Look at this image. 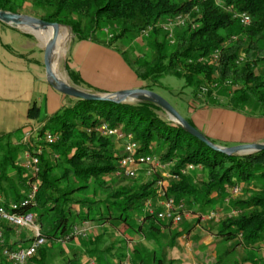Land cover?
<instances>
[{"label":"trees","instance_id":"trees-1","mask_svg":"<svg viewBox=\"0 0 264 264\" xmlns=\"http://www.w3.org/2000/svg\"><path fill=\"white\" fill-rule=\"evenodd\" d=\"M25 4L30 6L34 17L69 28L78 41L90 38L84 28L96 33L102 22L119 27L116 40L127 33L136 35L168 18L182 17L187 21L186 31L175 37V46L170 52L165 38L155 39L151 58L126 59L136 78L146 84L144 88L152 92L154 88L163 89L160 81L174 76L184 81L183 89H191L192 97L200 106L264 117V0H0V11L21 14ZM240 14L249 17L248 25L239 24ZM242 54L244 58L239 62ZM214 56L219 57L218 61ZM213 82L218 86L215 91L225 96L224 103H218L214 89L208 87ZM202 89L205 93H200ZM67 98L71 103L50 116L38 132L39 138L46 133L57 137L51 146L42 143L46 153L39 155L38 173L32 175L21 166L15 167L20 178L29 173L20 179L27 194L33 185L37 188L34 199L17 212L33 213L43 238L67 239L73 227L84 221L99 225L118 222L137 235L144 227L145 234L153 236L160 232L159 227L172 224H162L156 216L144 214L136 226L131 225L129 214L141 212L146 202L155 197L161 178L153 173L152 180L144 183L142 179L117 176L121 172L118 161L122 151H117L116 140L96 131L107 124L130 135L143 155L156 156L155 149L160 147L156 157L166 168L170 182L164 189L165 195L175 204L186 196L189 202L199 201L196 185L185 172L188 167L203 171L198 185L203 187V198H207L204 206L216 205L235 186L247 188L253 182L260 183V192L234 202L233 208L238 213L222 220L217 236L223 242H235L236 246L242 245L251 251L257 244L263 245L264 152L247 156L216 152L175 124L163 121L156 114L160 108L149 102L116 104ZM248 107H253L254 112H247ZM39 112L34 104L28 118L37 120ZM185 120L193 126L189 119ZM6 160L0 167L1 196L6 190L2 176L10 166L14 167V159ZM110 176L112 180H108ZM27 194L4 199L6 203L20 205ZM211 194L216 195L215 201ZM2 227L5 239L15 231ZM30 239L24 236L6 246L15 249L18 245L25 246ZM131 252L136 253L135 247ZM155 253L152 262L162 264L163 260ZM115 264H123L122 259L119 257ZM138 264H145L144 260Z\"/></svg>","mask_w":264,"mask_h":264},{"label":"rangeland","instance_id":"rangeland-1","mask_svg":"<svg viewBox=\"0 0 264 264\" xmlns=\"http://www.w3.org/2000/svg\"><path fill=\"white\" fill-rule=\"evenodd\" d=\"M21 14L34 17L28 4L24 5ZM181 21H183V24ZM148 28L150 30L146 37H142L141 33L136 35L127 33L123 37L117 38L116 40L115 37L117 36L119 27L111 22L100 23L99 30L96 33H89L90 30L88 28H84V32L90 36L88 40L94 42V45L100 41L101 43H109L112 40L111 47L115 45L117 48V51H115L114 54H117L120 57L122 55L124 59L134 61L139 59H149L152 57V41L155 39L157 41H162L165 38L169 45L168 52H170L175 46V37L186 31L187 21H185L182 17L168 18L162 22L149 26ZM18 30L25 34L32 35L35 43H37L41 49L43 48L41 40L43 39L45 42L50 40V38L45 36H36V34L34 35L30 33V31L26 28ZM153 31L156 33L153 34ZM77 41L78 40H76L69 28H59L58 41L52 54L51 64L56 75L62 80H68L67 73L71 72L68 66L69 54L74 52L76 45L75 42ZM218 58L216 61H218ZM243 58L244 55L242 54L239 58V62H241ZM135 83L137 84V80L136 82L132 81V83H129V86L133 88L136 86ZM160 83L164 88H154L155 93L166 100L184 119L190 120V116L188 114H193L194 112L198 114V110L200 108L203 109V107H210L198 105L191 95V89L182 88L184 85V81L182 79H178L174 76H166L160 81ZM145 85V83L141 82L142 87L138 88L145 89ZM228 85L229 83L227 86ZM208 87H211V89L213 88L214 91L218 88L216 82L210 83ZM169 91H171L172 94ZM179 91L182 92L180 95L177 94ZM201 92L205 93V89H202L200 93ZM214 93L217 95L218 103L225 102L226 99L223 93L219 91H215ZM253 109V107H248L247 112L253 113ZM42 110L44 111V108H42ZM156 114L163 121L171 122L166 113L161 109L156 111ZM239 114L248 118H257L255 115ZM47 118L49 117H46L44 112L39 116V119L45 120V122H47ZM192 120L190 121L193 122ZM193 125L200 133L203 135L205 134L203 133L204 127H202L203 129L197 127L199 125H197L195 121ZM42 127L43 126H40L36 130L34 129L28 131L24 135L17 132L13 138L8 141V144L5 142L0 144V167L2 163H7H5L7 158L10 160L14 159V167L10 166L2 176L3 185H5L4 187L6 189L3 193V198L5 197L6 199H10L15 195L27 194V189L22 185L20 180L22 178L25 179V175L20 178L16 173L17 170L15 167L20 168L22 162L25 160V156L35 152L38 148L42 150L41 153H46V151L42 148L43 137L39 138L38 136V132ZM26 134H29L27 138L25 136ZM206 138L213 144L222 147L240 145L234 143L235 141H232V138L230 139L228 135H226V138H223L222 140H214L209 137ZM13 140L17 142H21L22 140V142L14 146L11 143ZM116 144L117 151H122L123 143L116 141ZM160 150V147L155 149V155L157 157L159 156ZM43 158L48 159L45 155H43ZM161 166L164 167L163 165ZM148 170L149 168L145 166L136 167V175L133 179H142L144 183L149 182L152 180V174L155 173L158 174L162 180V189L168 188L170 182H168L166 168L154 169L150 176L145 174ZM185 172L191 176L192 182L196 185V189L199 194L197 196L199 201L189 202V198L186 196L182 198V200L176 202L177 206L182 205V218L179 223L171 224L166 228L159 227L161 228L160 232L154 234L153 236L151 234L149 235L148 232L145 234L146 232L144 231V227L142 228V232L137 235L133 232V229L126 228L118 222L111 221L114 223L113 225L109 223L99 225L89 222V228L85 238L72 236L60 241L47 239L43 248H41L36 255L28 261L29 263H27L104 264L111 262L115 264L120 257L123 264L125 262L128 264H138V261L141 259L144 260L145 264H154L152 262V254L153 252H156V256H160L163 260L162 264H217L218 261V264H243L246 261L249 262L257 258L261 259V262L258 260L261 264H264V245L257 244L255 246L256 251L259 253L258 255H255L245 250L244 246H236L235 242H223L222 239L217 236L222 220L227 216L234 217L237 215L238 212H236L233 208L234 202L237 200L248 199L249 195H254V193L260 192L262 185L260 183L253 182L247 188H244L243 185L235 186L238 189L237 192H233L231 189L229 190V194L222 196L218 200L216 199L217 201L215 203L217 204H214L212 207L218 209L219 211L215 212L212 210L213 208L211 206H204V202L207 198H203V187L198 185L199 180L204 176L203 171L200 168L188 167ZM25 174L29 175L28 172H25ZM116 175H119V177L122 176L119 173ZM109 179L112 180L113 177L110 176L108 177V180ZM225 192L228 193L227 190H225ZM215 196V194H211L210 197L214 198L215 201ZM165 198H167L165 194L162 195V192H157L153 199H149L146 202V205L143 207L141 212H138L137 214H129L131 225L136 226L139 223L138 219L144 217L146 206L149 203L157 209H160ZM162 224L165 223L162 222ZM35 225L40 227L37 220H35ZM31 235L32 232L29 229H16L11 232L6 239L4 238V242L5 244H10L11 242L15 243V241H19L22 237H30ZM134 247L136 249V253L131 252Z\"/></svg>","mask_w":264,"mask_h":264},{"label":"crops","instance_id":"crops-1","mask_svg":"<svg viewBox=\"0 0 264 264\" xmlns=\"http://www.w3.org/2000/svg\"><path fill=\"white\" fill-rule=\"evenodd\" d=\"M93 43L89 40L75 42V50L69 54L71 72L67 73L68 80L63 81L78 89L99 93L142 87L126 59L114 54L117 51L115 45L107 46L108 43L101 41L96 45ZM136 80V86L131 88L129 83ZM70 103L67 96L58 93L47 83L42 49L32 35L0 25V144H8L17 132L24 135L46 123L39 118H28V111L34 104L40 114L44 112L46 117H50ZM198 112L188 114L190 120L193 119L192 124L195 121L199 125L197 127H204L203 133L210 139L222 140L228 135L237 144L264 143V117L248 118L217 107H203ZM21 142L13 140L11 143L16 146ZM24 175V178L28 176ZM245 250L259 254L256 248L253 251L248 248ZM257 260L261 262L257 258L243 264H261L255 263Z\"/></svg>","mask_w":264,"mask_h":264},{"label":"built area","instance_id":"built-area-1","mask_svg":"<svg viewBox=\"0 0 264 264\" xmlns=\"http://www.w3.org/2000/svg\"><path fill=\"white\" fill-rule=\"evenodd\" d=\"M237 20L240 25L246 26L250 23L249 17L246 14H240L237 16ZM183 24V21H181ZM149 28L143 30L142 37H146ZM111 39V37L109 36ZM214 60L217 56H214ZM96 131L103 137L113 138L118 142L123 143L122 157L118 161V167L120 169V175L133 178L136 175V167L145 166L149 168L146 171V175L150 176L153 170L164 167L161 166L158 158L152 155H143L138 152V145L132 140L130 135H126L121 129L110 128L107 124H102L96 129ZM26 138L29 134L25 135ZM57 141V137L51 133H46L43 136V144L47 146L53 145ZM41 149H37L31 154L25 156L21 167L30 172L32 175L38 173L39 155ZM158 192L165 194L162 189V180L158 183ZM237 187L232 189L233 192H237ZM37 188L33 185L30 192L27 194L26 199L20 205L8 202L0 195V264H26L31 260L38 250L42 248L46 239L40 235V227L35 225V217L33 213H18L17 210L27 206L35 196ZM181 208L182 205L177 206L173 199L165 198L161 204L160 209L153 208L152 204H148L145 209V214L149 216H156L157 220L161 222H171L177 224L181 221ZM6 226L13 229H29L32 232L28 244L17 248H8L3 238V227ZM89 228V222L84 221L80 225L73 227L72 233L69 237L85 238L87 236V230ZM264 245V240H263ZM93 264V263H92Z\"/></svg>","mask_w":264,"mask_h":264},{"label":"water","instance_id":"water-1","mask_svg":"<svg viewBox=\"0 0 264 264\" xmlns=\"http://www.w3.org/2000/svg\"><path fill=\"white\" fill-rule=\"evenodd\" d=\"M0 23L16 29L26 28L34 35L37 32L46 33L51 29L50 40L46 42L43 39L41 40L43 43L42 63L44 74L47 83L55 91L64 96L85 101L112 102L116 104L149 102L165 112L169 117V120L176 126L216 152L226 156H247L257 152H264V144H240L233 147H222L213 144L195 127L191 126L183 117H181L166 100L160 97L157 93L147 89L134 88L114 93L94 94L71 86L56 75L51 64V58L54 48L57 45L60 28L57 23H49L36 17L4 11H0Z\"/></svg>","mask_w":264,"mask_h":264},{"label":"bare ground","instance_id":"bare-ground-1","mask_svg":"<svg viewBox=\"0 0 264 264\" xmlns=\"http://www.w3.org/2000/svg\"><path fill=\"white\" fill-rule=\"evenodd\" d=\"M36 36H45L47 38H51V29L48 30L46 33L44 32H37L36 33ZM65 51V50H64Z\"/></svg>","mask_w":264,"mask_h":264}]
</instances>
